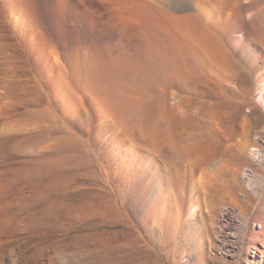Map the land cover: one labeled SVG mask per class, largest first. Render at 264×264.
<instances>
[{
  "label": "rangeland",
  "instance_id": "obj_1",
  "mask_svg": "<svg viewBox=\"0 0 264 264\" xmlns=\"http://www.w3.org/2000/svg\"><path fill=\"white\" fill-rule=\"evenodd\" d=\"M194 1L199 0H159V4L171 7L169 12L175 6L178 12L173 8V13L180 9L182 14ZM108 2L0 0V77L7 81V104L0 108V165L6 166L0 176V188L4 186L0 198H14L12 209L23 229L14 237L21 244V264H264V242L251 241L264 225V91L258 89L264 74L251 70L248 61L239 64L249 94L237 105L241 111L260 108L252 134L259 151L232 152L227 157L230 168L240 171L234 175L230 169L220 177L214 219L199 211L193 227L170 242L152 230L136 204L116 212L114 205L120 201L108 189L107 169L93 145L96 121L79 128L65 114L68 88H75L74 81H85L81 63L80 74L73 72V60L118 42L131 52L138 47L139 35L144 36L127 21L119 33L114 24L119 18ZM232 4L235 16L223 22L218 34L233 52L263 51L264 0H232ZM253 21L259 31L253 29ZM154 36L162 38L159 32ZM193 72L201 80L205 77L200 61L194 62ZM159 75L153 77L157 82L148 80L156 83L149 88L151 94L156 93L154 87L161 93L169 87ZM59 85L67 88L59 92ZM212 99L222 106L231 103L228 95ZM233 131L232 138L237 135ZM221 150L213 141L212 152L217 155ZM10 231L0 227L3 245L9 243ZM7 262L3 253L0 264Z\"/></svg>",
  "mask_w": 264,
  "mask_h": 264
},
{
  "label": "bare ground",
  "instance_id": "obj_2",
  "mask_svg": "<svg viewBox=\"0 0 264 264\" xmlns=\"http://www.w3.org/2000/svg\"><path fill=\"white\" fill-rule=\"evenodd\" d=\"M108 3L119 18L114 23L119 33L124 32L122 27L127 21L138 27L141 35L144 32V36L139 35L138 47L131 52L124 50L119 42L106 44L98 53L84 52L78 61H72V69L80 74L81 63L84 79L90 85L98 131L93 145L101 152L107 169L108 189L120 201V205H114L116 212H121L120 208L127 204H136L152 230L172 242L193 227L192 219L199 211L214 216L220 200L217 197L222 185V182L218 185L220 177L230 169L234 175L240 171L237 167L230 168L227 157L232 152L248 155L259 151L252 134L260 108L256 107V112L241 111L237 105L249 94L239 62L248 61L251 70H261L264 74V50L251 54L238 49L233 52L218 34L223 22L226 24L235 16L232 0L194 1L192 8L188 11L185 8L182 14L180 9L179 14L173 13L175 6L169 12L167 9L171 7L165 9L159 0H109ZM252 25L254 30H260L256 21ZM156 32L161 33V39L154 36ZM196 60L205 71L203 80L193 72ZM156 73L161 74L169 87L163 93L160 87H154L156 93L151 94L149 88L156 84L157 78H153ZM2 77L0 108L7 104L6 80ZM91 78L96 81L92 83ZM152 78L154 82H150ZM144 79L147 81L143 82ZM58 89L64 91L65 87L59 85ZM258 89L264 91V76L261 83L258 81ZM206 94L212 98L228 95L231 103L222 106L218 100L205 99ZM233 130L237 135L232 138ZM213 141L222 147L217 155L212 152ZM4 166L0 165V176L6 169ZM10 199L0 198V227L11 230L9 243L3 245L0 241V255H8L9 262L5 264H21L18 255L21 244L14 237L22 227L18 225L17 212L12 209L14 198ZM112 205L108 206L113 208ZM108 210L102 213L103 217ZM213 225L214 222L210 226ZM260 227L251 240L253 243L264 242V225Z\"/></svg>",
  "mask_w": 264,
  "mask_h": 264
},
{
  "label": "snow or ice",
  "instance_id": "obj_3",
  "mask_svg": "<svg viewBox=\"0 0 264 264\" xmlns=\"http://www.w3.org/2000/svg\"><path fill=\"white\" fill-rule=\"evenodd\" d=\"M75 88H68L69 106L66 111V118L76 127L82 128L89 119L93 122L96 117V108L91 99L90 85L86 81L76 84ZM67 88V85L65 86ZM91 110V111H90Z\"/></svg>",
  "mask_w": 264,
  "mask_h": 264
}]
</instances>
